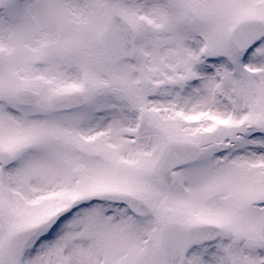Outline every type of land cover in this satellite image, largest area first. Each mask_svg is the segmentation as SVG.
<instances>
[{"label":"snow or ice","instance_id":"1","mask_svg":"<svg viewBox=\"0 0 264 264\" xmlns=\"http://www.w3.org/2000/svg\"><path fill=\"white\" fill-rule=\"evenodd\" d=\"M0 264H264V0H0Z\"/></svg>","mask_w":264,"mask_h":264}]
</instances>
